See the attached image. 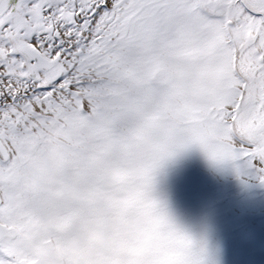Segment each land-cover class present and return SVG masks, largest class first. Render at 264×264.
Returning <instances> with one entry per match:
<instances>
[{"label":"snow or ice","instance_id":"snow-or-ice-1","mask_svg":"<svg viewBox=\"0 0 264 264\" xmlns=\"http://www.w3.org/2000/svg\"><path fill=\"white\" fill-rule=\"evenodd\" d=\"M237 3L189 123L187 0H0V264H223L215 214L165 181L196 156L264 187V0Z\"/></svg>","mask_w":264,"mask_h":264},{"label":"rangeland","instance_id":"rangeland-1","mask_svg":"<svg viewBox=\"0 0 264 264\" xmlns=\"http://www.w3.org/2000/svg\"><path fill=\"white\" fill-rule=\"evenodd\" d=\"M187 4L176 16L167 41L187 63L183 81L187 100L180 119L192 123L202 115L199 107L211 101L227 78L229 45L235 39L231 28L238 20L243 23V14L237 0H187ZM228 20L233 21L231 28ZM239 31L247 34L243 27ZM165 184L182 211L195 204L215 214L223 264H264V187L243 186L231 173H215L196 156Z\"/></svg>","mask_w":264,"mask_h":264}]
</instances>
